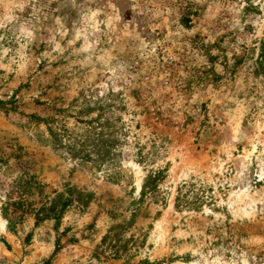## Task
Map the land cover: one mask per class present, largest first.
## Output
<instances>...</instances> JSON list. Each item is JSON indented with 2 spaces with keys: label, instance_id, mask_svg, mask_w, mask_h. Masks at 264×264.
Here are the masks:
<instances>
[{
  "label": "rangeland",
  "instance_id": "1",
  "mask_svg": "<svg viewBox=\"0 0 264 264\" xmlns=\"http://www.w3.org/2000/svg\"><path fill=\"white\" fill-rule=\"evenodd\" d=\"M263 46L264 0H0V264H264Z\"/></svg>",
  "mask_w": 264,
  "mask_h": 264
},
{
  "label": "trees",
  "instance_id": "2",
  "mask_svg": "<svg viewBox=\"0 0 264 264\" xmlns=\"http://www.w3.org/2000/svg\"><path fill=\"white\" fill-rule=\"evenodd\" d=\"M184 23L185 24H188L189 22H190V20H188V18H184ZM258 67L260 68V69H264V46H263V51H262V53H261V55H260V60H259V63H258Z\"/></svg>",
  "mask_w": 264,
  "mask_h": 264
}]
</instances>
